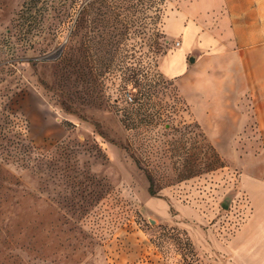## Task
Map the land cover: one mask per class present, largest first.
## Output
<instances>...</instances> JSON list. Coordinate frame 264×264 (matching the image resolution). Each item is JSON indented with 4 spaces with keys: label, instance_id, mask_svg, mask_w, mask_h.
Masks as SVG:
<instances>
[{
    "label": "rangeland",
    "instance_id": "1",
    "mask_svg": "<svg viewBox=\"0 0 264 264\" xmlns=\"http://www.w3.org/2000/svg\"><path fill=\"white\" fill-rule=\"evenodd\" d=\"M165 3L0 0V264H229L240 166L161 71Z\"/></svg>",
    "mask_w": 264,
    "mask_h": 264
},
{
    "label": "crops",
    "instance_id": "2",
    "mask_svg": "<svg viewBox=\"0 0 264 264\" xmlns=\"http://www.w3.org/2000/svg\"><path fill=\"white\" fill-rule=\"evenodd\" d=\"M162 28L178 42L160 63L226 161L238 162L229 264H264V0H166ZM193 56V61L189 57Z\"/></svg>",
    "mask_w": 264,
    "mask_h": 264
},
{
    "label": "water",
    "instance_id": "3",
    "mask_svg": "<svg viewBox=\"0 0 264 264\" xmlns=\"http://www.w3.org/2000/svg\"><path fill=\"white\" fill-rule=\"evenodd\" d=\"M193 59H194L193 56L189 57V60L190 61H193ZM220 205L223 208H228V206H229V199L228 198L224 199L223 201L220 202Z\"/></svg>",
    "mask_w": 264,
    "mask_h": 264
},
{
    "label": "trees",
    "instance_id": "4",
    "mask_svg": "<svg viewBox=\"0 0 264 264\" xmlns=\"http://www.w3.org/2000/svg\"><path fill=\"white\" fill-rule=\"evenodd\" d=\"M162 19H163V13L159 17V24H160L161 28H162ZM161 33H163L164 35H166L165 32L163 31V28H162V32Z\"/></svg>",
    "mask_w": 264,
    "mask_h": 264
},
{
    "label": "built area",
    "instance_id": "5",
    "mask_svg": "<svg viewBox=\"0 0 264 264\" xmlns=\"http://www.w3.org/2000/svg\"><path fill=\"white\" fill-rule=\"evenodd\" d=\"M177 44H178V42H177Z\"/></svg>",
    "mask_w": 264,
    "mask_h": 264
}]
</instances>
